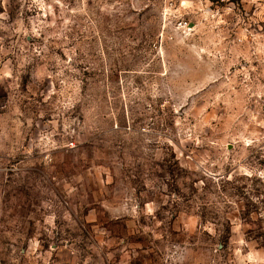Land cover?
<instances>
[{
  "label": "rangeland",
  "instance_id": "374dc122",
  "mask_svg": "<svg viewBox=\"0 0 264 264\" xmlns=\"http://www.w3.org/2000/svg\"><path fill=\"white\" fill-rule=\"evenodd\" d=\"M252 4L0 0V264H264Z\"/></svg>",
  "mask_w": 264,
  "mask_h": 264
},
{
  "label": "built area",
  "instance_id": "2783aa9c",
  "mask_svg": "<svg viewBox=\"0 0 264 264\" xmlns=\"http://www.w3.org/2000/svg\"><path fill=\"white\" fill-rule=\"evenodd\" d=\"M205 2H208V3H210L211 5H222V4H226V3H232V1L233 0H204ZM166 2H167V5L169 6V7H172V6H174V2H175V0H166ZM180 4H181V2H180Z\"/></svg>",
  "mask_w": 264,
  "mask_h": 264
},
{
  "label": "crops",
  "instance_id": "0c3cea01",
  "mask_svg": "<svg viewBox=\"0 0 264 264\" xmlns=\"http://www.w3.org/2000/svg\"><path fill=\"white\" fill-rule=\"evenodd\" d=\"M244 3H253L254 9L257 13H264V0H243ZM249 5V4H248Z\"/></svg>",
  "mask_w": 264,
  "mask_h": 264
}]
</instances>
